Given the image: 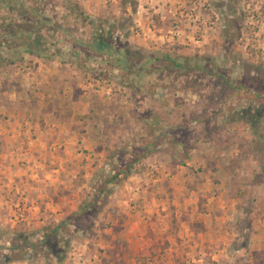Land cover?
Here are the masks:
<instances>
[{
  "label": "rangeland",
  "instance_id": "rangeland-1",
  "mask_svg": "<svg viewBox=\"0 0 264 264\" xmlns=\"http://www.w3.org/2000/svg\"><path fill=\"white\" fill-rule=\"evenodd\" d=\"M4 24L17 29L12 64L27 61L30 66L32 57L68 64L62 73L72 81L76 93L91 102V113L100 114L101 119L96 118L100 129L112 130L113 148H108L96 176L77 200L74 211L92 204V213L75 216L59 232L60 239L68 243L64 260L59 262L44 250L33 261L6 260L20 254L10 250L20 234L38 237L52 224L49 221L42 228L0 225V264H155L147 259L155 255V249L157 255L159 247H144L143 253L149 251L148 255L137 253L130 240L140 235L126 230V224L139 219V212L127 214L119 200L125 197L129 206L143 199H128L129 193L137 190L136 186L131 191L125 187L130 175L145 176L141 189L167 191L169 185L163 189L155 185L154 180L160 183L164 176L153 163L162 159L167 174L168 163H181L196 145L211 148L208 152L213 157L220 148L233 152L230 159L235 167L251 156L264 163V0H0V35ZM100 29L109 33L108 40L115 48L136 53L131 65L120 63L110 51L100 52L89 45ZM38 34L45 36L41 49L47 53L43 56L37 49L26 53L27 36ZM31 48H37L35 43ZM166 55L186 67L168 63ZM245 113L258 115L259 120L253 121ZM108 116L113 120H107ZM177 169L182 177L177 191H198L195 184L202 182L200 178L186 181L184 176L203 168ZM232 175L233 171L229 180L236 186L231 185L232 192L242 194L240 218L234 220L243 233L242 247L258 213L254 196L262 188L245 187L248 182L242 184V179ZM107 180L111 181L101 191ZM206 189L208 202L217 193L209 191V184ZM96 196L98 200H93ZM146 214L144 223L160 226L156 232L145 231L155 242L168 240V232L159 229L164 223L180 222L173 214L166 220L150 211ZM237 246L225 251L220 263L208 253L202 262L179 257L172 264H253L247 255H234ZM167 247L162 246L160 253L165 254Z\"/></svg>",
  "mask_w": 264,
  "mask_h": 264
},
{
  "label": "crops",
  "instance_id": "crops-1",
  "mask_svg": "<svg viewBox=\"0 0 264 264\" xmlns=\"http://www.w3.org/2000/svg\"><path fill=\"white\" fill-rule=\"evenodd\" d=\"M32 59L30 66L27 61L21 65L12 64V44L0 43L2 227L15 228L24 224L29 228H42L49 221L66 219L77 208L81 192L96 176L97 167L106 158V151L113 148L112 139L109 138L113 136L112 130L108 127L100 129V123L96 122V118L101 119L100 114L91 113V102L76 93L72 81L62 73L65 70L63 66L68 64L60 61L40 62L39 57ZM107 120L113 119L108 116ZM189 150L191 156L181 163L174 160L168 163L167 174L162 167V159L153 163L164 176L162 182L158 183L159 180L155 179L154 183L162 189L169 185L167 191L141 189L145 187L142 183L145 176L140 173L128 178L125 187L130 191L132 186L137 188L129 193L128 199L143 198L142 203L136 205L130 202L129 206L125 197L119 200V205L127 214L136 215L139 212L137 221L126 224L128 232L140 235V238L130 240L135 242L137 253L144 254V247L158 246V254L154 248L156 256L149 257L148 263L172 264L179 257L188 262H202L208 253L220 263L219 258L225 251L238 245L234 255L241 253L247 255L253 264H264L261 263L264 257L263 161L256 156L246 157L235 167L234 159H230L233 152L228 153L227 149H217L215 157L208 152L211 148L206 146L201 148L196 145ZM227 159L230 161L226 164ZM177 167L203 168L199 173L190 171L184 176L186 181L190 177L197 181L200 178L202 182L195 184L198 191H177L178 183H182ZM231 171L233 177L242 179L240 183L248 182L244 184L245 187L262 188L261 193L254 196L253 201L258 203L259 210L256 209L258 213L254 214L247 242L242 247L239 242L243 239V233L240 225L234 221L240 218L238 205L242 202V194L231 190V185L235 184L232 178L229 180ZM258 178L261 181L255 183L254 180ZM206 184L211 187L209 191L217 193L208 202ZM172 206L176 207L178 213H174ZM149 211L152 216L160 215L164 220L171 214L178 216L180 222H167L159 228L168 232V240L161 243L158 239L155 242L152 235H146L147 229L156 232L160 227L152 225V221L143 222ZM166 245V253L161 254L162 246ZM183 248L185 250L181 252Z\"/></svg>",
  "mask_w": 264,
  "mask_h": 264
},
{
  "label": "trees",
  "instance_id": "trees-1",
  "mask_svg": "<svg viewBox=\"0 0 264 264\" xmlns=\"http://www.w3.org/2000/svg\"><path fill=\"white\" fill-rule=\"evenodd\" d=\"M38 20H40V18L37 19V22H39ZM4 25H5L4 30H3L4 32H2V34L0 35V43L9 42V45H11L13 41H16L15 35H16L17 29L15 26H12V24H9V25L4 24ZM53 26H54V23H53ZM108 35H109L108 32L105 33L104 30L100 29V31L96 35L95 41H93V44H89V45L95 48L96 50H99L100 52L110 51L118 58L120 63L123 62L125 65H131L134 57L136 56V53L132 52L128 48L125 50L115 48L113 44L109 42L108 37H107ZM44 37L45 36L41 34L35 35L34 37L27 36L26 51L29 53H35L37 49V50H40V52H37V54L42 55V56L44 55V53H47L46 49L44 50L41 49L44 44ZM34 43H35V47L37 48L33 49L31 47L34 45ZM150 59L153 60L152 58H149L148 60ZM164 59H166L168 63L174 64L177 68L184 69L186 67L182 63L177 62V60L172 59L169 55L164 56ZM13 61L14 59H12V62ZM245 117L250 118L251 120L256 121V122L259 120L258 115H254V114L245 113ZM131 168L132 167L129 165L127 167V171L130 172ZM115 178L113 177L111 180H114ZM111 180H107L104 182V184L101 187V191L105 190L108 182H110ZM93 200H98V197L96 196ZM91 206L92 204H83L82 206L79 207L78 210L72 212L66 219H63L60 221H52V224L50 226H46L44 228L43 234L39 233L37 235L38 237L34 235V238H32L33 234L26 233V232L20 234V240L18 241V239L16 238V240L12 242V245L10 247V250L19 251L20 254L14 255L11 258H7L6 260L11 261V262H15L19 260L33 261L34 257L40 255L41 250H44L46 255L48 256L51 255L55 257V259L59 262L63 261L67 255L66 247L68 243L66 239H60L59 232H61L64 226L69 224V222L75 216L85 217L87 214L92 213V211L90 210ZM29 249L31 250L32 254L29 253L28 251Z\"/></svg>",
  "mask_w": 264,
  "mask_h": 264
}]
</instances>
